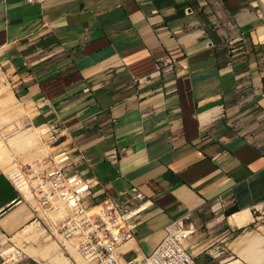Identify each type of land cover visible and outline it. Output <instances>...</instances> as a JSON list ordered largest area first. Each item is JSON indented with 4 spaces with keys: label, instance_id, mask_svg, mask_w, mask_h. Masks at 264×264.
Listing matches in <instances>:
<instances>
[{
    "label": "crops",
    "instance_id": "obj_1",
    "mask_svg": "<svg viewBox=\"0 0 264 264\" xmlns=\"http://www.w3.org/2000/svg\"><path fill=\"white\" fill-rule=\"evenodd\" d=\"M255 7L254 0H0L5 104L30 103L21 121L56 126L62 145L83 152L97 181L87 203L128 188L147 203L125 259L153 252L172 221L233 231L264 211V21ZM40 221L0 170V251L17 234L37 233L27 229ZM258 239L246 234L231 248L258 264ZM27 255L31 264L72 263L57 250Z\"/></svg>",
    "mask_w": 264,
    "mask_h": 264
},
{
    "label": "built area",
    "instance_id": "obj_2",
    "mask_svg": "<svg viewBox=\"0 0 264 264\" xmlns=\"http://www.w3.org/2000/svg\"><path fill=\"white\" fill-rule=\"evenodd\" d=\"M166 65L164 63L161 67L168 69ZM161 67L159 64L155 66L156 74L163 69ZM60 133L58 127H52L49 133L52 142L58 140ZM59 147L62 150L55 157L56 166L45 169L36 178L41 191L38 200L42 199L44 207L51 208V203L59 198L69 204L71 217L57 232H61L67 243L73 241L72 247L78 249V254L87 264H199L184 244L194 230L187 217L170 222L165 237L153 252L148 255L136 253L132 259L126 260L125 254L135 252L133 246L140 223L139 214L147 207L143 195L136 188H128L115 198L106 197L98 203H87L97 184L95 176L86 173L91 170V165L78 149H64L62 143ZM107 159L114 162L115 154H108ZM13 250L0 251V264H26Z\"/></svg>",
    "mask_w": 264,
    "mask_h": 264
},
{
    "label": "rangeland",
    "instance_id": "obj_3",
    "mask_svg": "<svg viewBox=\"0 0 264 264\" xmlns=\"http://www.w3.org/2000/svg\"><path fill=\"white\" fill-rule=\"evenodd\" d=\"M254 1L255 8L259 11L264 21V0ZM0 77L3 79L2 83H0V146L5 158L8 159L6 168L0 167V170L11 179L23 197L37 210L41 220L40 224L36 223L27 229L28 231L35 228L38 229V232L35 233L36 235H25L18 238L17 234L1 248V251L5 252L10 248L14 249L21 255L20 259L24 263L31 264L30 259H33L27 255V252L44 251L49 254L51 250H57L62 253L61 256L66 261V258L69 257L72 258L71 262L74 264H87L78 252L76 254L72 253L73 247L71 244L73 241L71 240L70 244L67 243L61 237V232H57L61 225L71 217L70 208L60 204V208L54 210L49 206L44 207L42 199L38 200L41 191L38 189L37 182H35L37 181L36 178L41 176L45 169L56 166L57 159L55 157L58 155V151L62 150L59 147L60 138L52 142L53 139L49 136L52 127L55 126L47 127L39 123L27 125L23 122L24 120L21 121L26 118L25 116H31V104H26L25 107L23 104L19 105L18 103L15 106L5 104L6 93L2 92V90L9 89V86L6 82L4 70L1 68ZM21 110H23L24 114L20 113ZM42 129L44 133H41ZM32 131L35 134L34 139L37 137L35 143L24 146L23 143L27 140V133ZM62 148L69 149L68 145H62ZM14 170L21 171L24 176L23 179L27 185H23L24 189L22 190L16 185V179L11 177L16 172ZM53 206L55 207V204ZM193 228V232L185 240L184 244L195 255V258L203 260V264H228L233 261H238L240 264H248L231 249L232 242L245 234L258 237L259 249H264V211L255 215L254 221L248 226L233 231L225 230L223 226L219 227L218 225H214L209 229L201 227L200 230H196L194 226ZM214 254L219 255L213 256ZM66 264L71 263L66 262Z\"/></svg>",
    "mask_w": 264,
    "mask_h": 264
},
{
    "label": "bare ground",
    "instance_id": "obj_4",
    "mask_svg": "<svg viewBox=\"0 0 264 264\" xmlns=\"http://www.w3.org/2000/svg\"><path fill=\"white\" fill-rule=\"evenodd\" d=\"M7 91H9V90H7ZM12 101H14V100H12ZM7 104H8V103H7ZM43 131H44V130L42 129L41 132H43ZM35 133L37 134V132H35ZM37 135H38V134H37ZM37 135H36V136H37ZM34 136H35V135H34V132H33V131H32V132H28V133H27V137H26L27 140H26L25 143H23L24 146H26V145L28 146V145L32 144L33 142H35ZM16 143H17V142H16ZM20 143H21V141H20ZM20 143H18V144H19L20 146H22ZM1 163H2V164L6 163V158H5V156H4V152L2 151L1 146H0V165H1ZM4 165H5V164H4ZM4 165H3V166H4ZM14 171H16V172H15L11 177H13L14 179H16V181H17V184H16V185H18V186L21 188V190H22V189H24V188H23V185H27V184L25 183L24 179H23L24 176L21 174V171H18V170H14ZM35 182H37V181H35ZM18 186H17V187H18ZM29 193H30V192H29ZM51 204H52V205L55 204V207L52 206V208H53L54 210H58V209L60 208V204H61V206H62V205H66V204L64 203V201H63L62 199H60V198H59V200H55V201H53ZM66 206H69V204H67ZM234 217H235V216H234ZM65 219H66V218H65ZM237 221H238V220H237ZM36 230H37V229H36ZM245 235H246V234H245ZM245 235H244V236H245ZM239 238H240V237H239ZM242 240H244V239H242ZM240 241H241V240H240ZM234 242H235V243H236V242L238 243L239 240H235ZM242 242L244 243V242H246V241H242ZM235 243H233V244H231V245H234ZM239 243H240V242H239ZM243 243H242V244H243ZM249 243H250V242H249ZM256 243H257V242H256ZM256 243H255V245H256ZM242 244H241V245H242ZM253 244H254V242L251 243V244H249V245H252V246H253ZM238 245H239V244H238ZM238 245H237V247H238V249H239L240 246H238ZM247 245H248V242H247ZM255 245H254V248L251 246V247L253 248V251L256 250ZM234 246H235V245H234ZM234 246H233V247H234ZM242 246H243V248H245L246 244H244V245H242ZM233 247H232V248H233ZM237 247H236V248H237ZM232 248H231V249H232ZM241 248H242V247H240V249H239L240 251H241ZM247 248H248V247H247ZM234 249H235V248H234ZM238 249H237V250H238ZM77 250H78V249H76V251H77ZM232 250H233V249H232ZM242 250H243V249H242ZM245 250H246V248H245ZM247 250H248V251H245V252H249V251H251L252 249H250V250L247 249ZM257 250H258V249H257ZM257 250H256V251H257ZM233 251H234V250H233ZM253 251H252V252H253ZM235 253H237V251H235ZM260 253H261V252H260ZM262 253H263V258H264V250H263ZM43 255H44V254H43ZM255 255H256V254H255ZM46 256H47V255H46ZM46 256H45V257H46ZM73 256H74V255H73ZM261 256H262V255H261ZM40 257H42V256H40ZM42 258H43V257H42ZM263 258H262V259H263ZM262 259H261V260H262ZM52 261H54V262L52 263ZM52 261H51L52 264H56V263H57V264H65L64 261H63V259H53ZM259 261H260V259H259ZM65 262H66V261H65ZM261 263L264 264V261L262 260L260 263L258 262V264H261ZM228 264H238V263H237V261H233V262H230V263H228ZM252 264H255V263L252 262ZM256 264H257V263H256Z\"/></svg>",
    "mask_w": 264,
    "mask_h": 264
},
{
    "label": "trees",
    "instance_id": "obj_5",
    "mask_svg": "<svg viewBox=\"0 0 264 264\" xmlns=\"http://www.w3.org/2000/svg\"><path fill=\"white\" fill-rule=\"evenodd\" d=\"M195 261L197 262V263H199V264H203V260L202 259H197V258H195Z\"/></svg>",
    "mask_w": 264,
    "mask_h": 264
}]
</instances>
